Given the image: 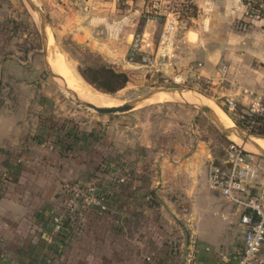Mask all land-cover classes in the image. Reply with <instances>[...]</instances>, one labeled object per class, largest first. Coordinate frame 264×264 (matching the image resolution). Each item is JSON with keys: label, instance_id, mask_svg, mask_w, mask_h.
<instances>
[{"label": "crops", "instance_id": "1", "mask_svg": "<svg viewBox=\"0 0 264 264\" xmlns=\"http://www.w3.org/2000/svg\"><path fill=\"white\" fill-rule=\"evenodd\" d=\"M190 3L195 13L187 19L173 57L152 58L145 64L129 62L126 58L130 43L126 44V51H112V39L98 45L96 53L106 66L115 70L127 71L139 64L145 71L161 70L187 78V82L204 91L214 103L227 106V100L231 99L234 107L227 106L231 117L225 114L231 121L236 120L241 116L237 109L242 112L248 109L255 95H261L264 103V13L246 18L245 0H190ZM141 35L144 40L142 49L152 56L156 37L147 27ZM1 104L2 99L0 263L84 264V258H96L98 260L94 261L106 264L132 262L129 259L131 241L128 240L118 259L113 246L106 257H89L82 252L81 238L74 240L69 256H61L63 242L59 247L42 238V231L49 230L47 220L54 212L52 194L62 179L52 173L51 155L47 154L50 156L47 158L35 155L37 147L33 139L40 135L41 141L38 142L37 138V143L50 142L53 153L66 158L79 151L84 142L99 143L105 132L109 145L122 154H116L112 157L114 160L111 158L105 164L111 167L116 158L123 162L126 177L121 185L126 186L123 198L128 200L123 214L128 219L134 213L140 216L136 242L142 250L144 261L141 263H167L169 252L176 245L186 249L191 238L195 241L194 254L198 264L236 263L243 248L239 211L207 183L206 165L211 160L210 123L203 121L201 124L203 117L198 111L189 109L194 107L185 104L190 107L162 111L160 107H150L144 111H129L114 123L96 121L85 131L72 122L58 130L62 122L54 126L48 136L43 130L42 118L36 135L29 131L20 135L18 124L11 114L4 113ZM66 131L77 134L80 139L68 140L70 143L65 141L69 146L56 143L61 139L60 134ZM116 136L122 137L121 149L116 144ZM259 161L256 184L264 189V163ZM83 165L81 163L79 169L69 172L63 168L62 172L76 178L83 174ZM107 193L111 199L117 197L112 189ZM135 202L139 205L136 206ZM93 216L91 221L100 218L98 213ZM106 228L108 233L114 231L108 225ZM127 229L132 231L129 225L123 226V230ZM36 231L38 236L33 241L31 235ZM91 242L96 241L91 238ZM97 247L99 249V245ZM147 253L151 255L149 262L144 259Z\"/></svg>", "mask_w": 264, "mask_h": 264}, {"label": "rangeland", "instance_id": "2", "mask_svg": "<svg viewBox=\"0 0 264 264\" xmlns=\"http://www.w3.org/2000/svg\"><path fill=\"white\" fill-rule=\"evenodd\" d=\"M32 1L44 15L47 49L49 43L61 55L68 69L74 71L91 91L108 95L114 103L112 106L132 101L147 92L160 88L176 89L175 91L181 89L182 92H191V95H195L199 105L209 104L220 108L227 114V106L214 103L208 99L204 91L197 90L192 83L187 81L177 83L173 80V74L161 70L145 71V68L139 64L127 71L121 70L127 73L128 81L122 88L112 93L96 89L79 75V70H84L86 67L105 66L102 58L96 53V47L103 43L106 44L110 39L113 40L112 51H126V44L130 43L135 35H141L146 27L157 39L167 11L174 7L183 16L185 8L179 0ZM188 5L190 6V2ZM146 15L150 17L149 20ZM184 22L182 31L186 28L187 20ZM50 53L46 51V56L44 55L39 13L33 10L26 0H0V99H2L1 105L4 113L11 114L13 121L18 124L21 130L20 135L25 134L26 131L36 135L41 118L53 126H58L64 121L72 122L85 131L90 129L96 121L114 123L129 111H144L150 107H160L162 111L186 106L185 101L181 99L157 100L154 99L156 95H153L127 112L98 113L76 103L75 95L65 87L62 77L57 76L52 66L48 64V58L52 56ZM126 61H128L127 58ZM158 92L166 93L167 91L161 89ZM189 109L197 111L196 108ZM244 112H247V109ZM198 114L203 117L201 124L203 121L210 123L211 160L219 164L224 159L225 147L233 140L224 135L216 123L204 113L198 112ZM230 123L249 133L235 123V120H230ZM249 135L255 142L257 139L264 140L263 137L250 133ZM33 140L34 146L38 149L40 145L46 148L44 150L40 148V151L35 148V155L45 158L51 155L49 157L52 159V173L56 178L62 179L58 182L55 193L52 194L51 202L54 204V212L49 217L52 219L54 215H63L66 224L71 228L60 250V255L69 256L74 247V240L81 238L82 252L88 254L89 257L91 255L98 258L106 257L107 253L113 250L111 248L113 246L116 249L115 253H118L116 255L118 258V255H121L119 253H121L122 246L128 240L131 241L129 259L132 261L128 264H143L141 263L144 261L142 250L136 242L138 239L136 228L140 223V216L134 213L128 219L123 214L128 203V200L123 198L126 186L118 181L119 177H126L122 168L123 162L116 158V163H112L111 167L108 168L105 164L106 160H111L116 154L119 156L122 154H118L117 149L109 145L106 132L99 143L95 141L91 145L89 142H84L79 151L70 153V157L66 158L58 157L53 153L50 142L40 144L37 143V138ZM115 141L118 149H121L122 137L116 136ZM244 147L254 153L257 160L264 163V155L258 150L249 144ZM81 163L84 164L81 168L83 172L81 176L75 178L66 176L62 172L63 168H66L65 172L66 170L67 172L77 170ZM104 189H112L117 197L111 199L107 190ZM98 193L107 194H105V209H101L97 204H91L92 199ZM135 205H139L138 202H135ZM94 213L100 215L97 221H91L95 217ZM107 225L112 231L114 230L112 233L107 232L108 228L105 229ZM128 225L132 231L123 230V226ZM90 230L94 231L91 233ZM31 236L33 241H36L37 231ZM88 237L89 240H87ZM91 238L96 242L92 243ZM185 251L186 249L181 245H176V248L167 255L169 261L163 264H181ZM90 260L93 262H89ZM94 260L98 259L85 260L84 258L83 261H85L84 264H106Z\"/></svg>", "mask_w": 264, "mask_h": 264}, {"label": "built area", "instance_id": "3", "mask_svg": "<svg viewBox=\"0 0 264 264\" xmlns=\"http://www.w3.org/2000/svg\"><path fill=\"white\" fill-rule=\"evenodd\" d=\"M179 2L185 8L184 14L181 16L179 10L174 7L165 13L153 55H149L142 49L143 36L135 35L131 39L127 55L129 62L145 64L152 58L168 59L174 56L184 21L189 18L191 11L188 5L190 0H179ZM245 3L246 18L259 17L264 13V0L257 2L256 0H245ZM146 16L149 20L150 17ZM222 68L225 70L224 66ZM173 80L177 83L186 82L187 78L174 75ZM227 106L233 108V100L228 99ZM261 113H264L262 96L255 95L249 104L247 114ZM259 171L260 161L256 159L254 153L235 141H231L225 147V156L221 163L217 164L210 160L206 165V179L209 187L218 191L239 211V223L243 230V248L235 264H264V189L256 184ZM124 180L125 177L118 178L121 183ZM105 194H96L91 204H97L101 209H105ZM64 223L63 215H54L52 219L47 220L50 228L44 235L49 243L60 247V242H56L55 235L64 231ZM194 244L195 241L191 238L181 264H198L194 254ZM144 259L151 261V255L147 253Z\"/></svg>", "mask_w": 264, "mask_h": 264}, {"label": "trees", "instance_id": "4", "mask_svg": "<svg viewBox=\"0 0 264 264\" xmlns=\"http://www.w3.org/2000/svg\"><path fill=\"white\" fill-rule=\"evenodd\" d=\"M190 15L195 13L194 6L190 3ZM80 77L86 82L94 86L96 89L106 92V93H112L116 90L122 88L126 82L128 81V75L126 72L121 70H115L114 68L110 66H101L98 68L93 67H86L84 70H79ZM227 112V111H226ZM237 112L242 116L239 119H236L235 122L240 126L246 129L250 134H254L260 137L264 138V113L261 114H254L249 115L247 112H242L239 109H237ZM227 114L231 117L230 113L227 112ZM68 122H63L60 127H58V130L65 128V125ZM43 130H45V133L48 134V136L51 134L52 130H54V126L51 123H46L45 121L42 123ZM61 139L56 140L55 142H61L66 143L68 146L70 145L68 140H79L80 136L72 135L69 132H62ZM82 135H85L84 133ZM38 142H40V135H38ZM60 138V136H59ZM73 138V139H72ZM68 141L69 143L65 142ZM69 147L66 148L68 150ZM114 159V158H112ZM107 161V160H106ZM218 164V163H217ZM106 190V189H104ZM107 195V194H106ZM64 231L60 232L59 234L55 235L56 242L61 243L65 241L67 236L70 234V227L66 224V221L63 225ZM50 228V227H49ZM46 231H42V238L46 240L45 235L43 237V234H45Z\"/></svg>", "mask_w": 264, "mask_h": 264}, {"label": "bare ground", "instance_id": "5", "mask_svg": "<svg viewBox=\"0 0 264 264\" xmlns=\"http://www.w3.org/2000/svg\"><path fill=\"white\" fill-rule=\"evenodd\" d=\"M47 51H50L52 56L48 58L50 66L53 68V72L59 76L62 77L65 87L70 90L75 96H78L79 99L88 101L94 105L97 106H112L114 103L110 99L108 95H103L99 93H95L91 91V89L84 84L80 80V78L74 73V71H71L68 69L66 64L63 62V59L59 53H57L56 49L52 48L50 44L48 43V49ZM57 64V66H56ZM181 90V89H180ZM191 93V92H190ZM189 92H179L177 91H167L166 93H159L156 92L154 95L156 97L154 99L163 100L166 98H178L186 102H191L194 104H198V101L193 94L191 95ZM197 93V92H196ZM153 99V98H152ZM199 99V98H198ZM151 100V99H150ZM153 101V100H152ZM151 101V102H152ZM202 102V101H201ZM209 105V104H208ZM218 115L219 119L222 123H224L227 126H231L232 123H230V118L218 107L209 105ZM233 141L241 143L243 146L246 145L242 142L240 138H238L235 135L229 136ZM261 149L264 150V140L257 139L255 142ZM255 149V148H254Z\"/></svg>", "mask_w": 264, "mask_h": 264}, {"label": "water", "instance_id": "6", "mask_svg": "<svg viewBox=\"0 0 264 264\" xmlns=\"http://www.w3.org/2000/svg\"><path fill=\"white\" fill-rule=\"evenodd\" d=\"M26 1L33 10H36L39 13V15L41 17V29H42V36H43L44 55L46 56L47 34H46V29H45L44 15H43L41 9L32 0H26ZM161 89L164 91H175L176 90V89L172 90V89H163V88L152 90L150 92L145 93L141 97H138L136 99H133L132 101H128V102H125V103H123L121 105H117V106H97V105H94L88 101H84V100L79 99L78 96H75V97H76V103L77 104L82 105L84 107L91 108L98 113H118V112H127V111L135 108L138 104H140L141 102L152 97L156 92L160 91ZM178 91L182 92L181 90H178ZM184 103L191 105L192 107L196 108L198 112L204 113L207 117H209L212 121H214L216 123V125L220 128L221 132L224 135H226V136L235 135L238 138H240L243 143L251 145L256 150H258L262 155H264V150L261 149L255 143L254 139H252L250 137L249 133L244 132L239 127L233 125V123L231 126H227L224 123H222L221 120L219 119L218 115L216 114V112L209 105H206V104H202V105L197 104L196 105L194 103L186 102V101Z\"/></svg>", "mask_w": 264, "mask_h": 264}]
</instances>
